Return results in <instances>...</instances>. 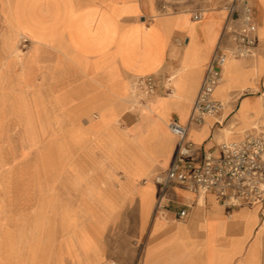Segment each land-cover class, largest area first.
Here are the masks:
<instances>
[{"label":"crops","instance_id":"crops-1","mask_svg":"<svg viewBox=\"0 0 264 264\" xmlns=\"http://www.w3.org/2000/svg\"><path fill=\"white\" fill-rule=\"evenodd\" d=\"M160 1L0 0V108L7 101L9 93H4V87L8 85L36 92L32 104L42 108L44 137L50 122L54 123L49 140H43L51 184L60 182L68 192L98 202L103 211L97 217L93 211L60 203L52 185L49 199L42 191L37 216L40 228L35 227L37 220L30 228L27 262L34 242L38 254L30 264H40V251L41 264L117 260L110 259L109 242L102 244L94 238L93 223L102 231L124 200L133 197L136 235L143 249L140 252L134 244L127 252V264H264V233L262 239L259 236L263 224L256 208H226L213 192L202 199V194L173 184L166 190L167 207L157 209L161 187L152 180L153 172L172 162L178 137L170 136V124L174 120L187 124L194 103L188 111L183 107L174 111L173 102L164 98L177 90L178 72L184 67L189 69L190 82L197 81L196 98L227 18L223 0L212 9L202 10L199 4L175 12L161 10ZM250 1L256 23L263 25L264 0ZM197 13L200 19L194 18ZM23 39L31 43L28 51L19 46ZM19 48L22 52L17 53ZM250 58L227 56L237 79H222L215 93L225 101L226 110L217 118L189 126V138L201 153H218L219 139L225 138L221 129L232 123L244 102L253 110L249 125L239 129L235 124L227 139H242L263 126L259 122L264 121V114L257 113L264 92V68L254 77L257 86L252 82L257 68ZM35 63L43 68L39 82L32 79ZM150 74L156 75L158 92L164 94L157 93L132 112L134 108L126 106L136 94L131 82ZM47 80L71 92L49 96L42 92ZM248 87L253 93H245ZM148 124L153 129L151 148L143 144ZM96 150L102 152V161L93 160ZM76 155L86 156L92 166L89 172L104 170L105 176L97 174L87 183L90 174L83 173L85 164L73 163ZM110 171H120L124 178ZM113 179L119 180L120 188L108 197L100 187ZM185 208L188 216L180 219L178 212ZM46 219L51 224L48 228ZM57 230L61 235H52L51 248L43 246L48 231Z\"/></svg>","mask_w":264,"mask_h":264},{"label":"rangeland","instance_id":"rangeland-1","mask_svg":"<svg viewBox=\"0 0 264 264\" xmlns=\"http://www.w3.org/2000/svg\"><path fill=\"white\" fill-rule=\"evenodd\" d=\"M170 1L171 0H161L160 9L164 11L170 9L175 12L182 11L191 5H194L195 9L200 4V9L206 10L218 7L219 5L218 0H179L181 3L178 5L174 3L176 0H172L173 4H171ZM223 3L222 7L226 11V1L223 0ZM256 11H258V8H256ZM256 25L258 45L256 55L252 58L257 68V73L252 77V82L254 84H256L254 77L260 76V68H264V60H260V58H264V56L261 55V50L264 49V19L263 25H258L257 23ZM30 45V41H25L24 39L20 40L19 46L24 51H28ZM42 70L43 68L40 63L32 65V79L35 80V82H39V79L41 80ZM184 74H186L185 79L190 77L188 68L184 69ZM4 88L6 90L4 93H9V95L6 103L0 108V264H30V262L37 258L38 254L36 252L38 250L37 245L34 242L32 254L29 257V262H27L26 258L29 252H31V242L29 239L30 228L33 227L34 222L37 220L39 202L42 197L41 194L46 191L48 199L51 197L50 188L52 184L49 180V178H51L50 167L48 165L49 155L46 151L47 142L45 141V144L43 140H49L48 135L50 134L51 136L54 123L50 122L47 132L49 134H45L44 137L42 135V126L44 123L42 108L32 104L36 92L19 86L10 88L8 85ZM253 90V88L248 87L245 89V93H253ZM42 92L49 96H57L58 94H69L71 91H67L66 86H61L56 81L47 80L43 82ZM158 93L161 95L164 94L163 92ZM151 96L152 95H148L142 90H138L136 94L130 98V102L126 103V106L128 108L130 107V109L134 108L132 112H137L140 105ZM164 99L167 102H172L176 97L166 95ZM259 100L260 110L257 115L264 114V100H262L261 97ZM39 113L40 118H38ZM259 123L264 126V121L261 120ZM118 126L121 129L123 127L122 124ZM146 128L147 133L143 140V144L151 148L153 140L150 135L153 129L149 124ZM171 133H173L175 139H177V136L172 130ZM227 140L231 139L222 138L220 142ZM92 157L95 161L103 160V155L100 150H96ZM73 163L85 164V166H83V173L85 175L90 174L87 183L94 181L98 176L97 174L105 176L104 170L95 171L94 173L89 172L92 166L84 155L74 156ZM159 170L160 169L156 168L153 172V176ZM110 172L120 179L124 178L120 171ZM105 181L104 179V182ZM52 186L55 189L57 201L60 203L69 204L70 207L76 210L84 208L93 211L97 217L103 216L101 215L103 214L101 205L98 202L82 199L78 194L68 192L58 181L53 183ZM44 188H46V190H44ZM119 188L120 182L118 179H113L109 184L101 185L100 187L101 191L108 197H113L115 195L114 191H117ZM135 203L136 199L134 197L125 199L119 212L116 216L109 218L105 229L102 231L95 229V223H93L94 227L92 234L95 236L94 238L102 244L109 242L110 259L120 260L124 264H127L125 261V258L128 257L127 252L134 244L140 252L143 249V242L136 235L137 220ZM97 221L98 220H96V222ZM50 225H48L46 219V228L50 227ZM35 226L36 229L40 228V220L35 222ZM57 234L61 235L59 230L55 233L48 231L43 246H50L51 248L52 241L50 242V240L52 235L56 236ZM54 239H56V237H54ZM41 255L40 251V255L37 259L40 264ZM106 264H108V262Z\"/></svg>","mask_w":264,"mask_h":264},{"label":"built area","instance_id":"built-area-1","mask_svg":"<svg viewBox=\"0 0 264 264\" xmlns=\"http://www.w3.org/2000/svg\"><path fill=\"white\" fill-rule=\"evenodd\" d=\"M227 18L220 43L207 65L205 75L187 124L174 120L171 130L178 137L177 148L170 165L153 176L161 187L157 209L167 207L166 190L173 184L190 192L217 194L226 208L243 205L257 208L260 222L264 224V126L254 129L242 139L227 140L219 145L218 153L200 149L189 138V126L202 124L206 117L224 109L222 101L214 93L222 82L223 67L227 56L250 58L256 55L257 25L254 7L250 0H225ZM200 19L201 14L194 15ZM138 90L146 94L158 93V78L150 74L135 78ZM188 216V210L178 212L180 219ZM108 264H122L112 260Z\"/></svg>","mask_w":264,"mask_h":264},{"label":"bare ground","instance_id":"bare-ground-1","mask_svg":"<svg viewBox=\"0 0 264 264\" xmlns=\"http://www.w3.org/2000/svg\"><path fill=\"white\" fill-rule=\"evenodd\" d=\"M19 52H22L20 50V48L17 49V53H19ZM186 68L187 67H184L182 70H180L178 72V78H177V80H179V86H178L177 90L175 92H173V93L166 94L168 96H175L176 97V99L172 101L173 102V110L174 111H176L177 108H179V107L186 108V110L188 111L189 108H190V105L194 101L195 94H196V91H197V88H198L197 81H195L194 83H191L190 82V77H188V79H185L186 74H184V69H186ZM233 69H234V67L231 65V63H228V61H226L225 62V67H224V72H223V78L222 79L227 80V81H231V80H234V79L236 80L237 79V75L233 73ZM131 83H132L131 84V87H132L131 90L134 93H136L138 91V88L135 85V78L132 80ZM217 88H216V90H217ZM128 90H129V88H128ZM216 90H215V93H216ZM215 93H214V95H215ZM156 94H153L152 96H154ZM261 98H262V100H264V92L261 95ZM148 99L149 98H147L146 100H148ZM216 99H218V98H216ZM218 100L222 101V103L224 104V109L220 113L212 114V115L207 116L206 117V121L208 119H210V118H217V117H219V115L222 114L226 110V103H225V101L224 100H221V99H218ZM252 111L253 110L249 107V105H247L246 102H244L243 105H242V107H241V109L238 111V113L236 115V118L232 120V123L229 126H225V127H223L221 129L222 130L221 132L223 133V136L225 138L230 137L232 135V133L234 132V127L233 126L235 124H238V126H239L238 128L239 129L246 128L249 125V119L248 118L252 115L251 114ZM169 133H170V136L174 137L173 133H171V130H170ZM167 137H168V135H166V138ZM201 197H202V199H204L205 198L204 194H202ZM197 209H198V207H196V210ZM37 227H38V225H37ZM259 233H261V234H259V236L261 238V236L264 233V226H262L259 229Z\"/></svg>","mask_w":264,"mask_h":264}]
</instances>
